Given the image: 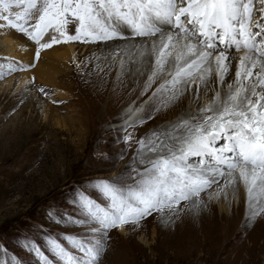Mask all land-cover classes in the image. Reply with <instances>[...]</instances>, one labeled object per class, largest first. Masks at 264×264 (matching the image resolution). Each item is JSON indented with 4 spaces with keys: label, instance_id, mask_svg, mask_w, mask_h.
I'll return each mask as SVG.
<instances>
[{
    "label": "snow or ice",
    "instance_id": "1",
    "mask_svg": "<svg viewBox=\"0 0 264 264\" xmlns=\"http://www.w3.org/2000/svg\"><path fill=\"white\" fill-rule=\"evenodd\" d=\"M253 5L254 0H0V18L39 48L69 41L107 43L158 36L150 50L147 43L129 44L125 50L135 47L141 64L153 57L141 95L160 77H169L149 98V102L161 100L162 108L174 104L192 86L194 102L198 103L200 89L209 88L213 74L216 77L209 88L215 95L205 107L189 119L171 123L166 133L153 132L141 138L136 157L147 166L143 171L134 170V184L119 183L122 177L89 182L88 187L103 199V204L77 190L70 201L76 215L48 213L49 220L85 227V232L45 234L41 237L43 249L31 238L19 242L37 264H54L50 256L55 264H99L112 229L138 225L165 209L176 213L182 201L198 209L203 191L220 178H227L225 187L233 185L237 171L247 189L249 219L264 211L253 210V194L257 189L264 193V13L260 21H253ZM14 6L19 11L14 12ZM72 24L76 25L74 34L69 33ZM166 27L171 31L165 36ZM125 30L131 35H125ZM46 35L51 40L42 43ZM232 48L244 49L245 55L236 79L226 83ZM173 49H178L175 57ZM6 67L8 73L20 70L14 63ZM4 69L0 65V76L6 74ZM225 84L226 91H222ZM130 138L125 137V142ZM220 140L224 143L218 146ZM149 154L155 159H146ZM193 156L201 159L190 163ZM0 252L6 249L0 246ZM10 261L23 264L15 254Z\"/></svg>",
    "mask_w": 264,
    "mask_h": 264
},
{
    "label": "rangeland",
    "instance_id": "2",
    "mask_svg": "<svg viewBox=\"0 0 264 264\" xmlns=\"http://www.w3.org/2000/svg\"><path fill=\"white\" fill-rule=\"evenodd\" d=\"M263 7L262 0H254L253 21L261 20ZM13 11L19 9L14 6ZM75 29V24L69 25L70 34H74ZM170 31L165 28L167 34ZM6 37L22 45L25 60L5 56L1 40ZM50 40L51 36L46 35L42 43ZM92 44L69 41L39 48L0 18V65L5 66L6 73L0 76V246L6 249L0 252V264H11L13 254L23 264H37L35 258L19 246L24 238L35 240L43 249L41 237L45 234L85 232V227L49 220L48 213L76 215L77 209L70 201L77 190L103 204V199L88 187L89 182L122 177L119 183L134 184L137 179L134 170L143 171L147 166L136 157L139 143L136 130L143 126L140 120L145 121L148 115L154 114L155 103L146 107L152 95L119 105L113 95L107 97L104 90L93 88L91 80L96 77H89L91 67L102 68L108 57L104 56V50ZM69 47L74 48V57L63 62L60 71L53 68L50 82L40 81L37 76L21 82L25 73L36 74L41 58L55 60V54ZM231 52L230 56L235 59L232 69L236 73L245 50L232 48ZM129 59L127 52L116 53L110 61L117 66L110 70L120 71L122 60L124 66L132 68L135 59L131 64L127 62ZM9 63L16 64L20 70L8 73ZM213 77L214 74L211 80ZM98 79L101 82L103 76ZM234 80L229 78L226 83ZM209 85L211 88L212 83ZM191 88L195 93V87L188 89ZM209 88L200 89L198 103L191 96L186 98L185 107L195 110L201 103L208 104L215 95ZM222 91H226V84ZM182 111H177V115ZM107 112L112 118V112L122 113V116L110 120L106 118ZM125 112L129 114L124 115ZM133 118L139 119L134 121ZM127 136L131 138L125 142ZM223 143L220 140L217 145ZM153 157L149 154L146 159ZM200 159L195 156L192 162L189 157V162L195 164ZM234 176L233 185L225 187L226 179L220 178L203 191L200 195L203 203L198 209L182 201L178 205L181 210L176 213L165 209L162 214L152 213L138 225L112 229L99 264H264V225H258L264 220L258 221L255 216L251 224L253 230L237 232L246 204L238 207L240 202L236 199L242 198L247 189L237 181V172ZM45 254L50 256L46 249ZM50 259L55 264V258L50 256Z\"/></svg>",
    "mask_w": 264,
    "mask_h": 264
},
{
    "label": "bare ground",
    "instance_id": "3",
    "mask_svg": "<svg viewBox=\"0 0 264 264\" xmlns=\"http://www.w3.org/2000/svg\"><path fill=\"white\" fill-rule=\"evenodd\" d=\"M262 1L264 2V0H262ZM263 9H264V7H263ZM164 34H165V36L167 35L166 32H164ZM125 35L130 36L131 33L128 32L127 30H125ZM158 39H159L158 36L152 37L151 39L139 37V38H134L131 40L116 39V40H113V41H110L107 43H104V42L93 43L92 45L96 46L95 48H99L100 50H104V52H103L104 56L108 57V61L103 65L102 68L101 67L99 68L98 65L94 66V68L91 67L89 77L91 79L93 77H96L95 79L91 80L93 88H99L101 90H104L105 95H107V97H110L111 95H113L116 102L119 105L126 104L131 100L139 101V99H143V98L146 99L149 95H152L153 92H155L156 89L160 86V84H162L169 77L166 74L164 76L160 77L159 79H157L152 84V87L144 95H141V93L144 90L145 83L147 82L148 77L152 71L153 57H151V56L147 57L145 63L141 64L138 62V52H137V49L135 47H133L130 51H126L125 49H126V46L129 44L141 45L142 43H147L148 48L150 50L152 42L154 40H158ZM1 43H3V47H4L3 53H5V56L9 57L10 59L14 58L17 60L18 59L19 60H25L27 58L25 56L23 47L19 42L15 41V40L11 41V39H8L6 37V38H3L1 40ZM177 51H178V49L172 50L173 57H175V55L177 54ZM123 52H127V56L131 57V59H129L127 61L129 64H131V60L135 59V55H137V58L133 62L135 65H133L131 68V67L126 66L127 65L126 64L120 71L115 73L113 70L111 71L110 69L113 66L115 69V66H117V65L114 64L113 61H110V58L113 55H115L116 53H123ZM74 53H75L74 48L69 47V48L62 50L61 52L55 54V56H54L55 60H50L48 58H41L40 61L38 62V65L36 66V69H35L36 74L33 75L31 72L25 73L26 75H24L21 82H24V81L31 79L32 76H37L38 80H40V81L50 82L51 79L53 78V71H52L53 68L57 67L60 71V69L62 68L61 65L63 64V62L69 60V58H71V57H74ZM230 53H232V52H230ZM237 54L239 55L241 53H237ZM213 55L214 56L218 55V53H214ZM124 56H125V54H124ZM56 60L59 62L58 64L55 63ZM233 60H235L234 57H231L230 74L226 77V80H229V78H231V80L236 79V73H234V71H233L234 69H232V64H234ZM236 62L239 63V61H236ZM238 67H239V65L237 66V68ZM136 68H138V70H135ZM40 71H41V74H40ZM100 75L103 76V80L101 82L98 79V77ZM130 80H132V81H130ZM215 81H216V77L214 75L210 84L212 82H215ZM131 83H132V85H130ZM218 85L219 84H217L216 87ZM210 86L211 85H209V87ZM193 91L194 90H192V88L188 89L179 100H177L174 104H171L166 109L160 107L161 100H157L155 102H151L149 104H146V107H150V105L152 103H153V105L155 103L156 107L154 109L155 110L154 114L148 115V117L145 119L144 123H142L143 126L139 130H136V135H138L139 141L141 140V138H145L150 133H153V132H158V133L168 132L169 131L168 126L171 123L176 122V121L180 120L181 118L189 119L190 116H192L196 113L197 109H199L201 106L205 107V104H207V103H201L199 108H195V110H191V109L188 110L187 109L188 107L187 108L185 107V100L189 96H191L192 99L195 101V99H196L195 94L196 93H193ZM59 94L62 96L64 95L62 92H59ZM161 99H166V96L161 98ZM116 106H117V104L114 105V107H116ZM158 107H160L159 111L156 110ZM181 110H183L181 115L180 114L177 115V111H181ZM112 113H114L113 118L109 114V112H107L106 118H109L110 120H114V119H119L122 116V113H121V115L120 114L115 115V112H112ZM125 113L126 114H124V115L129 114V113L127 114V112H125ZM145 113H143V114H145ZM141 117H143V116H141ZM135 118H133L132 120H134ZM138 119L139 118H137L136 120H138ZM136 120H134V121H136ZM153 156H154L153 159H155V155H153ZM194 158H195V156L192 157V162L194 161L193 160ZM237 174H238V171H237ZM225 179H227V178H225ZM237 181L240 182L241 186L246 187L242 181H240L239 179ZM200 195H202V193ZM253 195L255 197V199L253 201V205H254L253 210L264 209V193H260L259 190L257 189V191ZM236 200H239L238 202H240L237 205L238 207H242L244 204H246V213H245L244 218L241 220V223H240V226H239L237 232L238 231L242 232V231H247V230H249V232H250L254 228L251 226L253 220L249 219L248 193H245V195L242 198H239ZM236 215L238 216V214H236ZM233 218L236 220V216H233ZM256 218L258 221L264 220V211H261L260 214L256 216ZM261 224L264 225L263 222H260L258 225H261ZM119 229L122 230V228H119ZM259 233H261V232H259Z\"/></svg>",
    "mask_w": 264,
    "mask_h": 264
}]
</instances>
